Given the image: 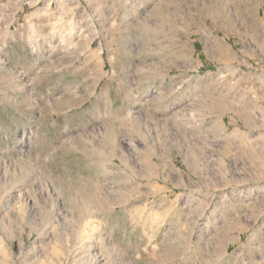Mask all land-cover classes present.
I'll list each match as a JSON object with an SVG mask.
<instances>
[{
  "label": "rangeland",
  "instance_id": "1",
  "mask_svg": "<svg viewBox=\"0 0 264 264\" xmlns=\"http://www.w3.org/2000/svg\"><path fill=\"white\" fill-rule=\"evenodd\" d=\"M0 264H264V0H0Z\"/></svg>",
  "mask_w": 264,
  "mask_h": 264
}]
</instances>
